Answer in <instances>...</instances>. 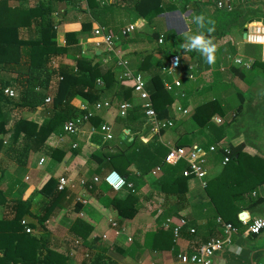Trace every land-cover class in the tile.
I'll list each match as a JSON object with an SVG mask.
<instances>
[{"label":"crops","instance_id":"0c3cea01","mask_svg":"<svg viewBox=\"0 0 264 264\" xmlns=\"http://www.w3.org/2000/svg\"><path fill=\"white\" fill-rule=\"evenodd\" d=\"M90 1L91 5L89 0H12L8 3L11 10L23 13L8 20L13 27L10 31H17L19 39L41 40L46 30L51 29L57 32L51 41L59 48L70 50L68 55L54 58L46 70L40 72V81L34 84L53 99L57 83L54 80L48 82L51 66L54 69L73 66L76 58H92L97 54L117 59L119 78L126 72L119 66V60L127 62L129 71L140 74L147 85L149 70L144 71L143 65L148 66L147 58L153 55L159 61L165 89L174 92L176 98L170 109L171 118L163 121L168 125L157 134L156 140L169 149L178 148L180 144L184 146L182 148H202L206 154V177L202 182L190 171L187 192L180 202L179 196L166 194L162 198L157 195V182L163 178L170 183L174 179L171 174L156 171L144 176L132 169V185L138 197L135 217L121 220L110 206V200H123L130 193L128 190L115 193L104 182L110 172L116 171L107 156L121 152L135 139L146 145L153 142L155 136L144 131L146 125H124L119 121L124 118L111 105L104 115L106 124L114 130L112 141H106L101 131L87 130L88 125L76 135H68L60 128L48 134L47 139L29 140L21 133L15 143L10 136L0 135V143H4L0 150V190L1 195H5L4 201L0 198V222L13 220L17 215V204L21 202L23 206L18 214H23L21 221H25L32 231L28 234L23 225L16 229L1 228L0 236H16L17 239L13 243H4L0 260H38L45 264L52 252L66 257L67 264H183L179 255L191 256L210 241L225 239L217 221L222 217L208 195L207 186L226 166L221 150L212 152L210 149L220 144L231 148L247 143L240 175L234 176L238 177L240 186L253 174L254 164L261 167L264 163V43L249 41L254 35L264 36V0H236L231 12L218 8V3L225 0H164L179 7L180 14L165 16V13L160 16L163 21L156 22V26L136 18L134 9L139 0ZM182 8L188 11L183 13ZM242 8L246 9L244 17ZM4 14L0 11V16ZM192 14L203 16V26L199 27L198 34H205L215 46L211 64L200 51L187 52L183 47L191 34L188 22ZM129 27H135V31L124 36L123 31ZM97 28L117 38V57L107 52L106 46L98 48L94 45L93 31ZM157 30L161 31V36L156 42L152 36ZM67 35L72 36L67 38ZM166 35L181 42L174 51L161 55L157 48L164 43ZM122 40L130 42L124 44ZM192 53L195 54L193 57ZM175 55L181 58L180 70L173 76L164 74L163 69ZM257 57L258 64L253 68ZM236 59L253 61L251 70L237 66ZM103 63H106L105 59ZM154 69L155 72L157 69ZM13 78L9 74H0V87L13 82ZM44 87L49 89L46 91ZM133 102L141 103L136 95H133ZM84 104L77 98L72 106L79 109ZM206 104L211 107L209 113L213 117L210 124L203 126L200 121L207 118V112L199 122L196 114ZM6 114L7 131H11L20 119L34 122L40 131L54 115L51 104L35 108L21 106ZM92 115H96L95 112ZM222 127L224 138L219 141V134L214 130ZM102 159L105 161L100 165ZM183 175H187L186 170ZM61 178L68 180L62 207L57 208L49 219L41 221L45 206L50 204V199L43 194L44 185L49 179L59 185ZM96 179L99 182H95ZM254 192L264 201V185L248 191L243 198L232 197L238 200L240 211L237 220L231 224L239 231L232 235L231 243L214 258L213 264H264V231L252 235L240 220L244 212L250 219L264 217V206L248 208ZM216 197L222 198L218 193ZM79 205L80 211H77ZM173 209L178 210L180 221L188 222L178 238L173 229L180 221L170 230L172 218H166L162 223L157 216V213ZM168 220L172 221L170 226H166ZM112 222L117 227H113ZM191 229L196 232L190 233ZM158 231L161 232L159 240H146L147 234Z\"/></svg>","mask_w":264,"mask_h":264},{"label":"trees","instance_id":"16d2710c","mask_svg":"<svg viewBox=\"0 0 264 264\" xmlns=\"http://www.w3.org/2000/svg\"><path fill=\"white\" fill-rule=\"evenodd\" d=\"M10 1L12 0H4L0 5V11L5 12L4 15L0 16L3 17L1 18L2 20H0V74H9L14 76V78L13 82L5 83L0 87V135L10 136L15 143L18 141L21 133H25L27 139L33 140L46 138L49 136L48 134L55 133L60 128L65 132L64 127L66 124L80 115H85L81 114L79 109L72 106L74 100L77 98H80L86 105H88V112L92 114L95 112L96 114L94 116L92 115L89 122L85 124V126L88 125L87 130L91 131L95 129L99 132L102 126L107 123L105 116L107 114V109H96V106L100 104V102L101 104L110 102L112 108L116 110L117 113L120 111L122 105L131 104L133 106L127 112L126 118L119 121L127 126L132 125L140 127L144 124L146 125L144 131L155 136V139L148 145L135 139L121 152L107 156L108 162L116 171H118V173L126 178L129 184H132L133 182V177L131 175L132 169L137 173L144 174V176H149L156 171H160L164 174H171L174 179L170 180V183H167V180L163 178L157 182L159 186H157V195L162 198L166 194L179 196L181 202V199H183V196L187 192V182L189 180L190 169L185 162H181L177 166H171L166 163V158L170 150L156 140L157 134H154L151 130L152 126L147 124L142 104H135L133 102V95H135L134 83L120 80L117 75V59L113 56L111 59H108V56H104L103 54V56L93 54L92 58H76L75 65L73 66H60L57 69H54L51 66V70L47 73L49 76L48 82L54 80L57 83V88L51 103V110L54 114L53 118L46 126L42 127L40 131H38V125L27 119H20L11 131L5 129V120L8 115L6 113H9L11 110L21 106L35 108L37 106L40 107L46 105L45 101L48 98L46 93H43V90L39 88L37 84L35 85L34 82L40 81V72L46 70L54 58L65 54L68 55L70 52L69 48H59L56 45V42L51 41V39L53 40L57 36L55 30L47 29L41 40L22 41L19 39L17 31H10L13 27L8 23V20L23 13L19 10H11L8 7ZM89 3L91 5L90 0ZM177 10H180L179 7L171 3H166L164 0H139L135 4L134 9L137 19H143L153 26H156V22L163 21L160 17L161 15ZM181 10L183 13L188 11L186 8H182ZM245 10L246 9L244 8L240 9L242 17H244L243 13ZM195 17H197V15L192 14L189 18L188 23L191 29V34L189 36L197 35L199 32V26L195 22ZM203 35L206 39V35ZM71 36L67 35V38ZM160 36L161 31L157 30L152 36V40L157 42ZM121 42L127 44L130 41L122 40ZM180 42L181 41L173 37L171 39V36L166 35L164 43L160 48H157V53L164 55L167 51L172 52ZM173 54L175 53H172V55ZM194 55V53L191 54L192 57ZM103 59L106 60L105 64L103 63ZM147 60L149 65H143L144 71L145 69H148L150 76V81L146 85V89L153 102L157 119L163 122L164 120L171 118L170 109L176 101L175 94L174 92L165 89L164 78L162 71L159 68L160 64L158 63V59L153 57V55H150ZM257 60L258 57L253 68L257 66ZM154 68L157 69L155 72ZM8 87H12L11 89L18 92L19 96L18 94V97L16 98H8L5 96L3 91ZM38 88L40 89V92H38ZM48 89V87L45 88L46 91ZM209 109H211V107L206 104L201 106L196 114L199 122V118H203L204 112H207V118L200 121L203 126L210 124L211 118L213 117V114L210 115ZM226 125L224 126L226 127ZM214 132L215 134H219V141L223 140L224 127L217 128ZM3 144V142L0 143V150ZM246 145L247 143L245 142L236 147L232 146L230 148L232 152L230 163H228L223 172L207 186L208 195H210L212 203L216 207L219 216L229 223H234L235 220H237L240 211L238 200L232 197L239 196L243 198L246 193L245 189L248 191H254L258 189L260 185H264V168L262 167L264 166V163L261 167H255L254 164L255 174L253 169V174L247 178L241 186L237 182L238 177H234L240 175V168L243 163V158H245L246 155L244 153ZM179 147L182 148L184 146L180 144L178 148ZM220 155L223 159L225 158L222 151H220ZM104 161L105 160L102 159L100 165H102ZM185 170L187 171V175H183ZM44 186L45 191H43V194L50 199V204L45 206L41 221L49 219L57 208L62 207L61 202L67 196L66 191H60L58 183L53 179H49ZM233 187H237L238 189L234 190L232 189ZM127 190L130 193L127 198L123 200H110V206L118 212L121 220L133 219L135 217V208L138 203V197L135 195V190ZM1 193L2 191L0 190V198H3L4 201L5 195L3 196ZM217 193L222 197L221 200L216 197ZM22 206L23 203L21 202L17 204V215L14 216L13 220L0 222V229L3 227H14L16 229V227L22 226L21 220L23 214H18L19 208ZM262 206H264V201L258 196L251 199L248 208ZM80 207L81 205H79L76 210L80 211ZM177 214L178 210L173 209L157 213V216L162 223L166 218H172L173 224L170 227V230H172L175 223L180 221V217ZM160 236V231L150 233L147 234L146 240L148 242H155L156 240H159ZM16 239V236H0V250L5 249V242L10 241L13 243ZM0 264L40 263L38 260H25L24 262L23 260H0ZM45 264H67V258L50 252L45 260Z\"/></svg>","mask_w":264,"mask_h":264},{"label":"built area","instance_id":"2783aa9c","mask_svg":"<svg viewBox=\"0 0 264 264\" xmlns=\"http://www.w3.org/2000/svg\"><path fill=\"white\" fill-rule=\"evenodd\" d=\"M236 0H225V2H219L218 8L220 10H225L228 12H231L234 10V4ZM135 31V27H129L125 31H123V35L127 36ZM260 33V32H259ZM249 38V41L256 44H262L264 43V36L254 35ZM160 44L163 43V38L160 39ZM93 43L96 47H100V45H104L107 48V52L114 54L116 57L118 56V53H116V44H117V38L113 35L105 32L104 29L97 28L93 31ZM190 50H187V52ZM263 62H264V56H263ZM253 61H244L243 59H236L235 64L244 70H251ZM182 65V61L180 56L175 55L170 57L168 65L163 69V73L167 74L169 76H173L177 71L180 70ZM119 66L122 68H125L126 72L124 75L120 77L121 81H130L134 83V94L139 98L141 101V104L145 111V116L147 119L148 124L152 126V130L154 131V134H158L161 132L168 123L161 122L157 119V114L153 107V102L151 100L150 94L148 93L146 89V83L144 78L140 74H133L128 69V63L122 60H119ZM4 95L8 98H16L17 92L11 88L4 89ZM38 92H40V89H38ZM53 101L52 97H48L45 101L46 104H51ZM133 105L131 104H125L122 105L120 108V117L126 118L127 112L129 109L132 108ZM88 105L84 104L82 105L79 110L81 111V114L77 118H75L73 121H70L66 126L64 127V131L68 135H76L79 132H81L82 128L85 126L86 123L89 122L90 118L92 117V113L88 112ZM109 109L111 108L110 103H104V104H98L96 106L97 110L101 109ZM88 112V113H86ZM218 123H220V120H217ZM101 134L103 135L104 139L106 141H112L114 139V130L113 127L104 124L101 128ZM217 149L221 150L223 154L225 155L223 165H227L231 161V149L230 146L226 144H220L217 147H212L210 151L214 152ZM169 154L166 158V163L169 165H175L181 162H185L190 171L193 172L194 176L198 178L200 181L203 182V180L206 177V154L205 151L200 147H193V148H170ZM95 182H99L98 179L95 180ZM104 182L114 191L115 193L122 192L124 190L130 189L134 190L133 185L129 184L125 177H123L121 174H119L116 171L110 172L105 178ZM82 185H85V182H81ZM205 187L206 184H203ZM68 187V180L65 178H61L59 180V190L64 191ZM253 198L258 197L257 193L254 192L252 194ZM219 226L223 230L225 239L224 240H212L208 244L202 246L195 254L191 256L186 255H179L178 259L183 264H213V258L223 251L226 246H228L231 243V237L233 234L238 233V228L235 227L231 223L225 222L222 218L217 219ZM172 224L171 220L166 221V226H170ZM242 224L244 226L248 227V231L252 235H260L264 231V218H257V219H245L242 221ZM22 225L26 229V232L30 234L32 231L28 228L27 223L25 221L22 222ZM113 227H117V224L112 222ZM188 225V222L185 219H182L179 224L174 227L173 234L175 238H178L181 234V231L183 228H185ZM196 231L194 229L190 230V233L194 234Z\"/></svg>","mask_w":264,"mask_h":264},{"label":"clouds","instance_id":"9594fccd","mask_svg":"<svg viewBox=\"0 0 264 264\" xmlns=\"http://www.w3.org/2000/svg\"><path fill=\"white\" fill-rule=\"evenodd\" d=\"M194 19L199 27L203 26V20H204L203 16H197ZM208 23H212V22L208 21ZM208 31L210 32L211 29H208ZM183 47L186 50L196 49L200 51L201 54L206 57V60L209 64L214 62L215 46L211 44L210 40H206L204 38L203 33L187 37V41L183 45Z\"/></svg>","mask_w":264,"mask_h":264},{"label":"water","instance_id":"95a60500","mask_svg":"<svg viewBox=\"0 0 264 264\" xmlns=\"http://www.w3.org/2000/svg\"><path fill=\"white\" fill-rule=\"evenodd\" d=\"M178 14H180V12L179 11H174V12H170V13H166L165 14V16H168V15H178ZM188 16V13L186 14V17ZM184 26H185V23H184ZM246 37V36H245ZM247 218H249V216H248V214H246L245 212L240 216V220L241 221H243V220H245V219H247ZM261 218H264V217H261ZM261 249V248H260ZM225 251V249L223 250V251H221L220 253H218L217 255H220V254H222L223 252ZM216 255V256H217ZM215 256V257H216ZM214 257V258H215ZM214 258H213V261H214Z\"/></svg>","mask_w":264,"mask_h":264},{"label":"rangeland","instance_id":"374dc122","mask_svg":"<svg viewBox=\"0 0 264 264\" xmlns=\"http://www.w3.org/2000/svg\"><path fill=\"white\" fill-rule=\"evenodd\" d=\"M18 93V92H17ZM246 193H248V190H246Z\"/></svg>","mask_w":264,"mask_h":264}]
</instances>
